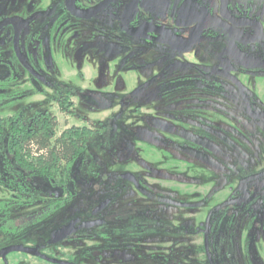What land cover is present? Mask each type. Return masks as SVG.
Instances as JSON below:
<instances>
[{"label": "flooded vegetation", "instance_id": "af4514ba", "mask_svg": "<svg viewBox=\"0 0 264 264\" xmlns=\"http://www.w3.org/2000/svg\"><path fill=\"white\" fill-rule=\"evenodd\" d=\"M262 37L264 0H0V230L15 237L0 251L22 244L42 254L12 251L0 256V264H264V165L253 168L255 154L264 163V102L257 110L246 93L247 68L258 72L264 61L238 64L228 57L239 55L234 42L248 45ZM126 38L135 41L122 63L145 57L141 66L152 72L138 75L141 87L170 109L136 104V112L153 108L141 126L127 123L132 115L119 108L108 117V131L106 121L97 122L115 138L107 148L121 158L85 164L77 152L46 178L38 154L15 140L45 131L55 139L88 133L84 149L99 132L91 114L118 102L92 108V76L84 73L94 64L89 50L118 55ZM205 38L214 41L207 61L187 63L196 74L163 77L174 71L168 66L172 52ZM219 42L228 51H220ZM185 86L181 97L173 93ZM235 97L242 98L241 113ZM253 126L261 142L251 141ZM130 129L151 134L149 141L121 140L118 134ZM221 160L252 167L222 189ZM83 191L100 196L70 206ZM29 230L43 242L26 243ZM56 240L81 252L45 254Z\"/></svg>", "mask_w": 264, "mask_h": 264}, {"label": "rangeland", "instance_id": "374dc122", "mask_svg": "<svg viewBox=\"0 0 264 264\" xmlns=\"http://www.w3.org/2000/svg\"><path fill=\"white\" fill-rule=\"evenodd\" d=\"M95 37V36H94ZM98 37H95V40L100 41V39H97ZM220 38L223 39V37L220 35ZM76 45H78V38H76ZM225 39V37H224ZM133 38H126L124 40V45L123 49L121 50V53L118 55L114 56H108L104 53L103 50L100 51V49L97 48V46H92L89 50L88 57L91 61L94 62L93 65L87 64L84 68V73H86L87 77H91L92 81V88L90 90V94L92 98H94L97 101V105H92V108L95 110L96 108L100 107H107L109 104L115 105L113 102V99L117 100V106L111 107L109 109H105L104 111H100V113H93L89 117L90 121H96L94 127L99 129L98 134H94L90 141L88 142L87 146L80 150L78 153L79 157L84 158L83 161L86 163H91L96 160H102L103 158L107 159H112V158H117V157H122L123 155L121 154H114L113 150H110L107 148L108 147H114L115 146V138L112 139L111 141V136L112 134L107 133L105 129L102 130L101 125L98 124L97 121L100 119L103 121H106L107 124L105 123L104 127L107 130V125L112 123V119H109V115L113 114H118L117 111L120 109H126V113H129L132 115L131 118H127L125 121L129 124L132 123H140L142 121L141 126H146L148 123L145 120L146 117H149L147 113H153V108L150 106H145L142 107L141 110L136 112L135 105L136 104H141V105H152L155 109H170V107L166 106L165 103L166 100L163 99L160 96H155L154 93L151 91L150 88L148 87H141L142 81L138 78V75H144L146 77L151 75L152 70L149 69H143L141 66V63L147 59L145 57H140L137 59H132L134 61V64H123L124 58L127 55V52L130 50L127 45L131 44L134 42ZM212 40L209 39H204L198 46H192L189 48L182 49L178 52H172L171 59L170 57L168 58L169 65L171 64L172 69L174 68V71L170 74V69L167 70L169 73L168 75H163V77L166 78H174L175 76H179L181 74L185 75H194L196 74V70L192 68L191 66H188V64H193L202 66L203 62L205 63L207 61V54H209L210 51H213L211 48L213 45ZM221 42V41H220ZM220 44V51H228L226 47H224L223 44ZM218 44V45H219ZM234 44V52L236 56L229 55L228 57L231 58V61L233 62H238V64L241 63H248L249 65L259 63L264 61V56H261V53H264V37L262 38H256L253 39L252 42H250L248 45H242L241 43L238 44L236 42ZM79 46V45H78ZM179 60H178V59ZM75 61H79V57L76 56L74 58ZM97 63V64H95ZM134 66V67H133ZM170 67V68H171ZM245 67V66H244ZM253 66H249L247 68L248 74L251 77L250 84L251 87L250 89L246 88V93L248 94L249 98L253 100V102H257L255 105L257 110H262L263 105L260 102H264V64L261 65V69L258 70V72H255ZM80 69V66L78 67ZM78 72L77 70H73L72 73L76 74ZM198 73V72H197ZM135 74V75H134ZM134 77H133V76ZM256 76H262V79L256 80ZM165 78V79H166ZM140 84V85H139ZM187 87L190 86H185L181 87L178 89L174 90V94L177 96H180L185 94L187 92ZM205 93H207L206 90H204ZM230 93H235V91L229 90ZM37 98V97H36ZM236 100H234V105L236 108L239 110V108H243L244 106L243 102L241 101V97H235ZM242 105H240L241 103ZM259 101V102H258ZM167 104V103H166ZM178 104V103H177ZM121 106V107H120ZM181 106V105H180ZM177 108V107H173ZM181 108V107H180ZM131 110V111H130ZM241 113V111L239 110ZM146 113V114H142ZM142 118L141 120H137L133 117L139 116ZM64 119L61 117V125L62 128L64 126ZM249 120L252 121L253 124H255L256 119L253 117H248ZM80 122L77 120V123ZM115 122V121H114ZM117 122L114 124L116 125ZM260 124V123H259ZM256 126V125H255ZM108 131V130H107ZM101 134L106 136V139L102 138ZM119 137L123 138L127 137L131 141H136V140H147L149 141V137L151 134H140L139 132H136L134 129H130L127 133H122V135L118 134ZM251 141L255 142H261V135L259 134L258 127L254 128L253 126V131H252V136H251ZM112 142V144H110ZM261 144V143H260ZM111 145V146H110ZM253 152L254 148H253ZM254 169L260 168L264 163L262 162L261 156L259 154L254 155L253 159ZM78 166L81 165V159H78ZM221 173L222 177L220 179V188H229L230 184L232 183V176L234 174H245L250 172V169L252 166L250 164H245L241 163V161H237V163L232 166L228 164L227 162H224L221 160ZM76 166V168L78 167ZM102 168V167H101ZM100 168V170H101ZM79 168H77L78 170ZM76 170V169H75ZM79 171V170H78ZM84 179V178H83ZM85 180H91L90 175L85 177ZM87 191H83L82 193H79L75 199L69 204L70 206L76 205L78 202H81L80 204L82 205H90L95 202L97 198H99L100 193H95L93 195H87ZM250 203V202H249ZM244 204V203H242ZM241 204V205H242ZM251 204V203H250ZM254 205H261L260 202H254ZM192 215V214H189ZM33 230H29L28 236L24 237V240L28 244H33L39 240V238L33 234ZM25 233V232H23ZM197 239V238H195ZM15 240L14 235H11L10 233H6L4 231L0 230V247L7 245ZM199 240V239H198ZM38 242H43V240H39ZM196 242V241H195ZM50 244L48 245L47 248L44 249V253L48 254L50 256H64L67 254H72V253H80L81 249H79V246L72 244L71 242L64 243L60 241H53L49 242ZM39 262L44 263V264H51L44 262L39 259Z\"/></svg>", "mask_w": 264, "mask_h": 264}, {"label": "trees", "instance_id": "16d2710c", "mask_svg": "<svg viewBox=\"0 0 264 264\" xmlns=\"http://www.w3.org/2000/svg\"><path fill=\"white\" fill-rule=\"evenodd\" d=\"M88 133L77 132L75 138L72 133H66L61 138H53V132L36 133L28 137V139H16L17 142H27V150L30 153L38 154L41 160V166L44 167L46 178L53 177V170L56 166L62 167L63 160H67L71 155L80 152L86 142ZM23 146L18 149L22 151ZM52 173L48 175L47 173ZM45 205H52L51 202H46Z\"/></svg>", "mask_w": 264, "mask_h": 264}, {"label": "water", "instance_id": "95a60500", "mask_svg": "<svg viewBox=\"0 0 264 264\" xmlns=\"http://www.w3.org/2000/svg\"><path fill=\"white\" fill-rule=\"evenodd\" d=\"M12 251H24V252H28L34 255H42L38 247H28L22 244H18V245H11V246L4 248L2 251H0V256H5L6 254ZM53 261H55V259H53Z\"/></svg>", "mask_w": 264, "mask_h": 264}]
</instances>
